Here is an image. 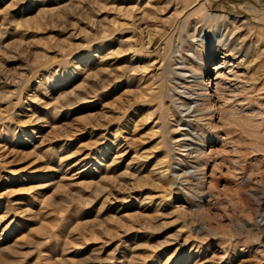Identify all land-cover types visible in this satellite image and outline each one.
<instances>
[{
	"label": "rangeland",
	"instance_id": "obj_1",
	"mask_svg": "<svg viewBox=\"0 0 264 264\" xmlns=\"http://www.w3.org/2000/svg\"><path fill=\"white\" fill-rule=\"evenodd\" d=\"M0 264H264V0H0Z\"/></svg>",
	"mask_w": 264,
	"mask_h": 264
},
{
	"label": "bare ground",
	"instance_id": "obj_2",
	"mask_svg": "<svg viewBox=\"0 0 264 264\" xmlns=\"http://www.w3.org/2000/svg\"><path fill=\"white\" fill-rule=\"evenodd\" d=\"M144 19V18H143ZM141 20H142V18H141ZM215 67H216V69L218 70V69H220V68H223L222 67V64H215L214 65ZM204 86L205 87H208V82L206 83V84H204ZM201 89V88H200ZM209 93L207 92V90H206V92L204 93V95H202V97H204V98H202V100H201V104H202V106H206V107H203L204 109H206L205 110V112H204V114H207V113H209L210 111H211V109H209V107L207 108V106H210V102H211V100H210V98H209ZM200 102V101H199ZM201 108V107H200ZM200 108H198V109H200ZM193 112H197V110L196 111H193ZM202 112V113H203ZM195 139V138H194Z\"/></svg>",
	"mask_w": 264,
	"mask_h": 264
}]
</instances>
